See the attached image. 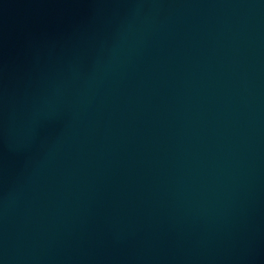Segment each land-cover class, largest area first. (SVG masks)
Instances as JSON below:
<instances>
[{"label": "water", "instance_id": "1", "mask_svg": "<svg viewBox=\"0 0 264 264\" xmlns=\"http://www.w3.org/2000/svg\"><path fill=\"white\" fill-rule=\"evenodd\" d=\"M0 264H264V0H0Z\"/></svg>", "mask_w": 264, "mask_h": 264}]
</instances>
